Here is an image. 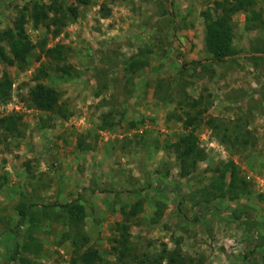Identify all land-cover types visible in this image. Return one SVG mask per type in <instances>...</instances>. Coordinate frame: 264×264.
<instances>
[{
  "label": "rangeland",
  "instance_id": "1",
  "mask_svg": "<svg viewBox=\"0 0 264 264\" xmlns=\"http://www.w3.org/2000/svg\"><path fill=\"white\" fill-rule=\"evenodd\" d=\"M29 1L36 0H0V30ZM216 1L90 0L56 37L26 24L34 50L12 65L0 60V76L12 81L10 98L0 101L12 105L0 117L21 118V135H0V264H24L25 256L30 264H72L90 249L100 264H117L114 224L138 200V212L126 219L137 254L162 242L173 248L177 238L201 264H264V0L254 3L262 22H248L244 11L232 16L234 54L218 63L205 48L201 15L207 8L216 14ZM43 41L63 44V60L47 57ZM137 58L143 64L127 73ZM38 80L58 90L59 110L30 103ZM200 97L210 106L185 128V112H195L187 104ZM215 117L242 121L254 144L230 150L212 133ZM102 120L112 127L100 129ZM189 130L207 158L181 175L170 144ZM228 161L250 193L196 205L197 190ZM74 201L85 208L80 233L60 206ZM30 233L34 244L26 250Z\"/></svg>",
  "mask_w": 264,
  "mask_h": 264
},
{
  "label": "trees",
  "instance_id": "2",
  "mask_svg": "<svg viewBox=\"0 0 264 264\" xmlns=\"http://www.w3.org/2000/svg\"><path fill=\"white\" fill-rule=\"evenodd\" d=\"M90 0H76V4L69 5L65 0H36L29 1L21 9L18 10L12 27L6 30H0V60L12 65L19 59H22L27 53L34 50L36 43H33L26 32V24L30 22L33 27L42 26L52 36L56 37L61 30L78 16L79 5H86ZM255 0H221L215 2L214 10L206 9L202 12L205 27V48L211 56L213 62H222L227 57L234 54L232 49V26L231 18L237 11L246 13L248 22H262L259 11L254 8ZM219 12V13H218ZM45 42L41 44V51L50 59L58 61L64 58L63 44H55L52 47H46ZM10 51V52H9ZM200 63V62H198ZM143 61L139 58L131 60L125 67L127 73L140 68ZM58 70L65 71L64 67H58ZM67 73H69L67 71ZM12 81L8 74L4 73L0 76V101H5L11 96ZM58 90L49 84L40 82L39 80L29 88L28 97L30 103L38 110L43 112H55L59 110ZM189 109H195V112L187 110L185 112L184 127L192 126L203 112L210 106L208 100L200 97L190 102ZM198 109L197 107L201 106ZM62 112V109H61ZM21 118L17 115H6L0 117V135L19 136L21 135L20 122ZM212 133L222 143L228 146L232 151L244 150L254 144L252 133L246 128V125L236 120H225L219 117L209 119L208 121ZM110 121L102 120L100 129H109L112 127ZM170 147L177 159L178 168L181 175H190L194 173L200 162L206 160L207 152L201 147L198 138L189 130L178 136V138L170 144ZM217 176L208 184L197 190L198 197L194 198L196 205L210 206L212 200L217 198L236 199L240 196L250 193V186L241 175L239 168L228 161L220 164L214 170ZM226 174L229 175V181H225ZM141 201H136L131 210L125 214L127 219L129 215H135ZM64 209V216L67 224L71 229L80 233L85 222V208L83 204L77 202H69L60 204ZM26 205L20 203L18 205V215L25 218ZM45 213V212H44ZM161 214L158 212L157 217ZM237 217V216H236ZM126 219L117 221L113 228V238L111 249L117 256V264H201L202 262L189 254H186L181 246L180 239L174 240V247L169 249L165 242L160 243L159 249L153 252L136 253L131 245L130 222ZM29 240L25 243L24 249L30 250L34 244L33 236L29 234ZM36 245V244H35ZM19 253L18 251L16 252ZM264 258V256H263ZM99 254L95 249H90L83 256L78 253L72 259V264H100ZM24 264L32 263L29 257L20 259Z\"/></svg>",
  "mask_w": 264,
  "mask_h": 264
},
{
  "label": "built area",
  "instance_id": "3",
  "mask_svg": "<svg viewBox=\"0 0 264 264\" xmlns=\"http://www.w3.org/2000/svg\"><path fill=\"white\" fill-rule=\"evenodd\" d=\"M11 105H12V102H8V103H6L4 105H0V108L1 107H10Z\"/></svg>",
  "mask_w": 264,
  "mask_h": 264
},
{
  "label": "crops",
  "instance_id": "4",
  "mask_svg": "<svg viewBox=\"0 0 264 264\" xmlns=\"http://www.w3.org/2000/svg\"><path fill=\"white\" fill-rule=\"evenodd\" d=\"M174 247V246H173ZM169 248V247H168ZM169 249H172V248H169Z\"/></svg>",
  "mask_w": 264,
  "mask_h": 264
}]
</instances>
